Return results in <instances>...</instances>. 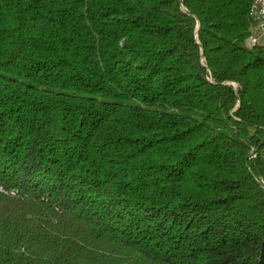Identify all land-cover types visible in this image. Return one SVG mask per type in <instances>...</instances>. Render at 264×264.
<instances>
[{
    "label": "trees",
    "instance_id": "trees-1",
    "mask_svg": "<svg viewBox=\"0 0 264 264\" xmlns=\"http://www.w3.org/2000/svg\"><path fill=\"white\" fill-rule=\"evenodd\" d=\"M253 0H0V264H264Z\"/></svg>",
    "mask_w": 264,
    "mask_h": 264
},
{
    "label": "built area",
    "instance_id": "built-area-1",
    "mask_svg": "<svg viewBox=\"0 0 264 264\" xmlns=\"http://www.w3.org/2000/svg\"><path fill=\"white\" fill-rule=\"evenodd\" d=\"M250 17L254 27L246 43L249 48H259L264 55V0H253L250 7ZM264 188V180L259 181Z\"/></svg>",
    "mask_w": 264,
    "mask_h": 264
}]
</instances>
